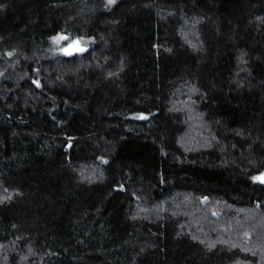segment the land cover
I'll list each match as a JSON object with an SVG mask.
<instances>
[{
  "label": "trees",
  "instance_id": "1",
  "mask_svg": "<svg viewBox=\"0 0 264 264\" xmlns=\"http://www.w3.org/2000/svg\"><path fill=\"white\" fill-rule=\"evenodd\" d=\"M0 264H264V0H0Z\"/></svg>",
  "mask_w": 264,
  "mask_h": 264
},
{
  "label": "snow or ice",
  "instance_id": "2",
  "mask_svg": "<svg viewBox=\"0 0 264 264\" xmlns=\"http://www.w3.org/2000/svg\"><path fill=\"white\" fill-rule=\"evenodd\" d=\"M110 2H111V0H110ZM54 39V41L56 42V43H59L60 42V40H62V39H68V37H66V36H57V37H54L53 38ZM79 41H74L73 42V44H75V45H79ZM72 44H70L69 45V48H72ZM76 50H79V51H82L83 49H80V48H77ZM63 51L65 52V54H67V55H71L72 53H71V51H69V49H63ZM141 118H143V117H141ZM255 179H262L261 177H257V178H255Z\"/></svg>",
  "mask_w": 264,
  "mask_h": 264
},
{
  "label": "water",
  "instance_id": "3",
  "mask_svg": "<svg viewBox=\"0 0 264 264\" xmlns=\"http://www.w3.org/2000/svg\"><path fill=\"white\" fill-rule=\"evenodd\" d=\"M33 84H34V86H38L37 83H33Z\"/></svg>",
  "mask_w": 264,
  "mask_h": 264
}]
</instances>
